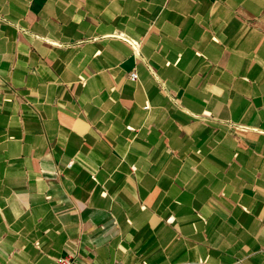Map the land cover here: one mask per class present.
Returning a JSON list of instances; mask_svg holds the SVG:
<instances>
[{
    "label": "crops",
    "instance_id": "obj_1",
    "mask_svg": "<svg viewBox=\"0 0 264 264\" xmlns=\"http://www.w3.org/2000/svg\"><path fill=\"white\" fill-rule=\"evenodd\" d=\"M68 253L264 264V0H0V264Z\"/></svg>",
    "mask_w": 264,
    "mask_h": 264
},
{
    "label": "built area",
    "instance_id": "obj_2",
    "mask_svg": "<svg viewBox=\"0 0 264 264\" xmlns=\"http://www.w3.org/2000/svg\"><path fill=\"white\" fill-rule=\"evenodd\" d=\"M138 73L136 70L131 72V78L137 79ZM53 264H82L74 254L68 253L67 255L57 257ZM111 264H123L121 261H114Z\"/></svg>",
    "mask_w": 264,
    "mask_h": 264
}]
</instances>
